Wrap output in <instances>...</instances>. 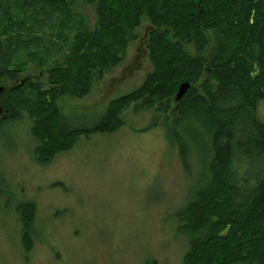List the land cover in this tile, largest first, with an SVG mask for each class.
I'll return each instance as SVG.
<instances>
[{"label": "trees", "instance_id": "16d2710c", "mask_svg": "<svg viewBox=\"0 0 264 264\" xmlns=\"http://www.w3.org/2000/svg\"><path fill=\"white\" fill-rule=\"evenodd\" d=\"M143 16L153 64L143 83L112 98L90 125L68 121L58 96L88 94L96 73L124 59ZM45 29L48 43L37 34ZM209 31L216 44L206 56ZM55 45L62 59L48 68L49 86L21 76L22 50L50 54ZM263 99L264 0H0V126L28 121L36 161L52 162L84 135L117 130L131 105L154 112L142 129L164 126L183 161L195 152L205 164L211 154L210 181L178 210L190 238L185 264H264V121L256 114ZM17 210L30 250L42 230L36 201L21 200Z\"/></svg>", "mask_w": 264, "mask_h": 264}, {"label": "rangeland", "instance_id": "374dc122", "mask_svg": "<svg viewBox=\"0 0 264 264\" xmlns=\"http://www.w3.org/2000/svg\"><path fill=\"white\" fill-rule=\"evenodd\" d=\"M150 26V19L143 16L129 33L124 59L102 75L96 73L88 94L58 96L68 121L90 125L112 98L143 83L153 68L146 46ZM51 32L37 34L48 43ZM215 44L216 33L209 31L206 56ZM185 47L195 53L193 44ZM49 52L22 50L26 64L21 76L49 86L48 68L62 59L56 45ZM153 113L136 112L131 105L123 112L126 122L120 128L84 135L47 164L33 158L28 121L0 126V264H185L190 238L178 210L210 181L212 156L202 164L194 152L183 161L177 144L167 140L164 126L142 129L153 122ZM256 114L264 121V99ZM24 199L36 201L34 223L42 227L30 250L22 242L23 221L17 210Z\"/></svg>", "mask_w": 264, "mask_h": 264}, {"label": "water", "instance_id": "95a60500", "mask_svg": "<svg viewBox=\"0 0 264 264\" xmlns=\"http://www.w3.org/2000/svg\"><path fill=\"white\" fill-rule=\"evenodd\" d=\"M185 84L188 85V82L187 83L183 82V83L180 84L179 90L177 92V97L178 98H180L184 94V92H185V90L187 88V86Z\"/></svg>", "mask_w": 264, "mask_h": 264}]
</instances>
